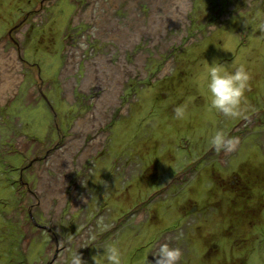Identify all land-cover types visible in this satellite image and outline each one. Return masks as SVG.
Returning <instances> with one entry per match:
<instances>
[{"label": "rangeland", "instance_id": "1", "mask_svg": "<svg viewBox=\"0 0 264 264\" xmlns=\"http://www.w3.org/2000/svg\"><path fill=\"white\" fill-rule=\"evenodd\" d=\"M258 13L264 0H0V264H104L109 243L154 264L164 242L177 264H264ZM214 60L251 74L239 118L210 108ZM218 130L234 151L211 147Z\"/></svg>", "mask_w": 264, "mask_h": 264}, {"label": "clouds", "instance_id": "2", "mask_svg": "<svg viewBox=\"0 0 264 264\" xmlns=\"http://www.w3.org/2000/svg\"><path fill=\"white\" fill-rule=\"evenodd\" d=\"M261 17L259 29L264 31V13H258ZM207 91L210 93V108L228 118H239L242 115V105L246 103L245 92L249 89L251 74L246 66L239 64L232 71L217 61L208 65L207 74L204 77ZM174 118L183 120L186 117L187 105H177L174 108ZM237 137H230L223 131H216L211 135L209 143L217 152H232L238 144ZM182 252L179 247H172L168 242L161 243L156 250L154 264H177ZM94 264H100L93 258ZM104 264H122L121 250L115 243H109L103 249ZM70 264H86L81 254L73 252ZM153 264V262H150Z\"/></svg>", "mask_w": 264, "mask_h": 264}, {"label": "bare ground", "instance_id": "3", "mask_svg": "<svg viewBox=\"0 0 264 264\" xmlns=\"http://www.w3.org/2000/svg\"><path fill=\"white\" fill-rule=\"evenodd\" d=\"M0 57H4L6 60V54L3 52V50L0 49ZM10 60V58H9ZM4 66L0 67V78L4 76L3 71H4ZM2 87L4 88V86L0 85V94L3 95L4 90L2 89ZM2 89V90H1ZM98 106L100 107L99 109L95 110L97 113H99L101 111V109L103 108L102 105V101H100V103L98 104ZM91 122H92V116H89L88 118H86V120H81L79 119L76 123V129L77 131H83L86 130V128H90L91 127Z\"/></svg>", "mask_w": 264, "mask_h": 264}, {"label": "flooded vegetation", "instance_id": "4", "mask_svg": "<svg viewBox=\"0 0 264 264\" xmlns=\"http://www.w3.org/2000/svg\"><path fill=\"white\" fill-rule=\"evenodd\" d=\"M233 183V181H231Z\"/></svg>", "mask_w": 264, "mask_h": 264}]
</instances>
